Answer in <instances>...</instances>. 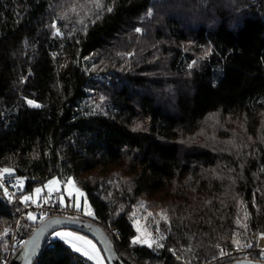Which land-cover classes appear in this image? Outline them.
<instances>
[{
    "label": "trees",
    "instance_id": "16d2710c",
    "mask_svg": "<svg viewBox=\"0 0 264 264\" xmlns=\"http://www.w3.org/2000/svg\"><path fill=\"white\" fill-rule=\"evenodd\" d=\"M96 3L0 0V169L72 178L127 264L263 259L264 0ZM141 202L163 247L132 244ZM21 209L0 182V263ZM34 264L94 263L50 236Z\"/></svg>",
    "mask_w": 264,
    "mask_h": 264
},
{
    "label": "water",
    "instance_id": "95a60500",
    "mask_svg": "<svg viewBox=\"0 0 264 264\" xmlns=\"http://www.w3.org/2000/svg\"><path fill=\"white\" fill-rule=\"evenodd\" d=\"M43 228V231H40ZM60 228H74L93 237L102 248L108 264H127L119 255L107 229L96 219L66 215H51L43 218L27 236L26 241H35V250L29 252L32 244L22 246L12 256L8 264H34L48 238ZM228 264H264L263 259L241 257Z\"/></svg>",
    "mask_w": 264,
    "mask_h": 264
},
{
    "label": "built area",
    "instance_id": "2783aa9c",
    "mask_svg": "<svg viewBox=\"0 0 264 264\" xmlns=\"http://www.w3.org/2000/svg\"><path fill=\"white\" fill-rule=\"evenodd\" d=\"M0 182L4 186L5 190H7V195L19 202L22 206V209L15 213L14 219L9 225V241L7 244V253L2 259L3 264H8L12 256L22 246L23 242L26 241L25 231L23 230V223L28 219V217L26 216L27 213H33L40 217H48L51 215H66L80 218H90L84 214L81 208L75 207V205L73 204V199L71 197H68L67 201L64 203H55L43 198L35 200V202H33V200H29L27 203H25L19 195V191L23 188L24 185V179L22 176H15L10 180L0 176ZM96 220L102 224L99 219L96 218ZM112 232L115 233L114 231ZM251 250L252 248H234L230 251H227L223 256L246 257L251 252ZM255 250L260 252L262 258L264 259V239H259ZM213 261L205 262L202 264H210Z\"/></svg>",
    "mask_w": 264,
    "mask_h": 264
},
{
    "label": "rangeland",
    "instance_id": "374dc122",
    "mask_svg": "<svg viewBox=\"0 0 264 264\" xmlns=\"http://www.w3.org/2000/svg\"><path fill=\"white\" fill-rule=\"evenodd\" d=\"M2 170L3 169H0V172H2ZM12 171H11V175L13 174ZM6 175H9V174L8 173H4L1 177L6 178ZM54 179L55 180H58L59 181V184L58 185L51 186L53 190L52 191H49V187H46V186H48L49 185V182L52 181V180H54ZM71 180L74 182V188L75 189H79L80 192H82L84 194V195L79 196V199H77V193L75 192V190L72 188V186H70L68 184V181L69 180L67 182H64V181H62L58 177L51 178L50 180H48L47 182H45L43 185L36 186L32 191H26V192H24V194L21 196V198L23 199V197H25V196H32L33 197V200H38V199H40V197H43L44 199L46 198L47 200L48 199L55 200V198H58L62 202H66L67 201V196H70V197H72L74 199V203H73L74 205H76L77 203H79V208H81L83 210L84 214H85L84 208H85V205H87L88 206V209L90 211H92L94 213V215H92V216H89L87 214H85V215L88 216V217H90V218H95L96 219L95 211H94L92 205L90 204V202L88 201L85 193L77 186V184L75 183V181L72 178H71ZM57 188L59 190H56ZM36 189H42V191L39 194H37L36 193ZM4 190H5V188H4ZM70 190H72V195H69V191ZM51 200H49V201H51ZM149 213H151V212L148 210L145 202H141L136 207L134 221H139V227L141 228V231H143L144 228H147L148 232L152 233L153 237L157 240V242L160 243V244H162L163 243L162 242L163 239H159L162 235L158 231V228H157V226H158L157 220L153 217V215L152 216H149L148 215ZM28 214L29 213L26 214L27 217H28ZM31 214H33V213H31ZM33 215H35L37 221L42 220V217H40V216H38L36 214H33ZM134 224H135L136 227L138 226L136 223H134ZM102 225L105 227V225L103 223H102ZM65 231L77 233L80 236H84L88 240H91L92 243L96 245L97 249H99V251L101 253V256L104 258V264H108L107 259H106L105 255H104V252L101 249V247L98 244V242L93 237L89 236L88 234H86V233H84V232H82L80 230H77V229H74V228H60V229L56 230L55 232H53L51 234V236H52V238L60 239V238L56 237L54 235V233H56V232H65ZM260 238H261V236L259 237V239ZM60 240H62V239H60ZM62 241L73 250V248L71 247L70 244H68L64 240H62ZM79 254L82 255L81 253H79ZM82 256H84V255H82ZM84 257H86V256H84ZM90 261H92L94 264H96V262L94 260H90ZM0 264H3V260L1 261Z\"/></svg>",
    "mask_w": 264,
    "mask_h": 264
},
{
    "label": "snow or ice",
    "instance_id": "6c2138e0",
    "mask_svg": "<svg viewBox=\"0 0 264 264\" xmlns=\"http://www.w3.org/2000/svg\"><path fill=\"white\" fill-rule=\"evenodd\" d=\"M96 7H102V5L99 3V0H97L96 3ZM107 11H112V8H108ZM147 16H151L152 12L151 10H149L146 14ZM53 27H55V25H53ZM135 31L137 33H140L142 31V29L140 28H136ZM57 32H59V30L57 29ZM196 61L192 62V65H195ZM192 65H189V67H191ZM27 103L29 105H32L34 107H39L40 105L36 104L34 101L32 100H28ZM11 169L5 168L2 170V172H0V176H2L4 173H8L9 175H11ZM59 181L58 180H52L49 182V185L46 187H49V191H52V187L53 185H58ZM68 184L70 186H72V188L75 190V192L77 193V199H79V196L84 195L82 192H80L79 189H75L74 188V182L69 179ZM56 190H59L58 188ZM7 191V190H5ZM42 191V189H36V193L39 194ZM69 195H72V190L69 191ZM29 200H33L32 196H25L23 197V201L25 203H27ZM33 202H35V200H33ZM75 207L79 208V203H77L75 205ZM85 214L92 216L94 215V213L92 211H90L88 209V206L85 205L84 208ZM149 216H152V213L148 214ZM159 215L161 216V218H163L164 220H167V214L164 211H161V213H159ZM133 216H135V213H133ZM246 218V217H245ZM28 219L35 221L36 217L35 215L29 213L28 214ZM43 219V217H42ZM134 223H136L137 226V232L141 233V235H138L136 237L133 238L132 240V244H145L147 245L149 248L155 246V247H163V244H160L157 242V240L153 237L152 233L148 232L147 228H144L143 231H141V228L139 227V221H134ZM246 227V225H245ZM43 231V228L40 230ZM7 234V230H5V235ZM54 235L64 241H66L68 244L71 245V247L73 248V250L77 253H81L82 255L86 256L89 260H94L96 262V264H104V258L101 256V253L99 251V249H97L96 245L92 243L91 240H88L86 237L84 236H80L77 233L74 232H56L54 233ZM261 238L264 239V233L261 234ZM159 239H164L163 236H161ZM233 244H236L237 247H240V243L238 240H233L232 241ZM23 244L25 246H28L29 244H32V248L29 250V252H33L35 250V241H24ZM247 247H250V245H245Z\"/></svg>",
    "mask_w": 264,
    "mask_h": 264
},
{
    "label": "crops",
    "instance_id": "0c3cea01",
    "mask_svg": "<svg viewBox=\"0 0 264 264\" xmlns=\"http://www.w3.org/2000/svg\"><path fill=\"white\" fill-rule=\"evenodd\" d=\"M68 197V196H67ZM40 198H43V197H40ZM46 199V198H45ZM48 200H51V199H48ZM51 201H54L56 203H64L62 202L61 200H59L58 198H55V200H51Z\"/></svg>",
    "mask_w": 264,
    "mask_h": 264
}]
</instances>
